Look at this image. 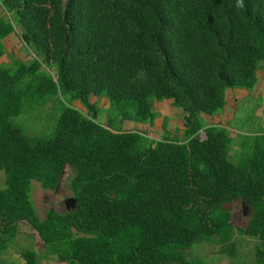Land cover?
Listing matches in <instances>:
<instances>
[{"label":"trees","instance_id":"16d2710c","mask_svg":"<svg viewBox=\"0 0 264 264\" xmlns=\"http://www.w3.org/2000/svg\"><path fill=\"white\" fill-rule=\"evenodd\" d=\"M0 1L17 14L0 13V57L11 34L32 56L0 64V264L54 254L71 264H212L187 251L207 241L238 254V232L220 214L239 197L251 209L249 264H264L262 98L236 136L204 118L226 109L229 89L251 92L259 82L264 0ZM94 95L109 99L115 119L150 125L161 116L154 100L172 99L185 112L183 138L167 134L168 115L158 139L104 124ZM68 166L77 207L41 216L33 180L57 188ZM23 220L44 246L17 260Z\"/></svg>","mask_w":264,"mask_h":264},{"label":"rangeland","instance_id":"374dc122","mask_svg":"<svg viewBox=\"0 0 264 264\" xmlns=\"http://www.w3.org/2000/svg\"><path fill=\"white\" fill-rule=\"evenodd\" d=\"M1 1H0V13L3 14L11 21H16L17 14L15 12H8L1 9ZM4 43L6 45V53L0 57V64L2 65H13V55L23 61H30L32 56L29 50L24 46L20 36L18 34H11L4 39ZM228 105L226 109L215 116L204 114V118L206 122L209 124L212 123H219L225 126L232 127V135L236 136V133L239 131L238 126L243 124V122L253 114V108L256 105L257 98H262V102L264 103V67L259 70V82L257 83L255 89L251 92L248 90L235 88L228 90ZM92 100H97L98 105L106 111L99 117L100 121L104 124L108 122L112 123L116 128L120 130H141L146 131L147 135L151 139H158L160 135L164 132L162 128L163 116L168 115L170 117L169 123V130L167 132L168 135L173 136L175 135L176 138L182 139L183 134L181 129L184 126V115L185 112L183 108L180 106L175 105L173 102L170 103L166 100L158 101L154 100V109L159 114V118L153 125L150 124H135L134 121L128 120H118L115 119V116L111 111L108 114V108L110 107V101L106 97H102L98 99L97 96H93ZM50 105L47 108V112L50 110ZM74 105L81 109L85 108L79 101H75ZM264 107H261L256 112L257 119L261 114ZM54 115L59 114L60 107L56 106L53 108ZM164 114V115H163ZM163 115V116H162ZM30 117L33 121H36L37 114L34 111H31ZM43 118V117H42ZM44 121H48L47 117L43 118ZM50 122L53 120L52 117L49 118ZM134 122V123H132ZM55 120L53 122V125ZM31 126H28L30 128ZM53 127V126H52ZM249 126L247 125L246 128ZM37 128V127H33ZM32 129V128H30ZM246 130V129H245ZM51 132V131H49ZM46 129L41 130L38 135H45L49 133ZM205 133H202V137H205ZM238 149V146H235L234 151ZM238 151V150H237ZM240 159L238 156L237 160ZM72 174L71 168L68 166L62 176V179L57 188L54 189H45L42 185L33 180L32 187H33V198L36 207L39 210L41 216H45L49 208L54 207L57 211L64 212L66 210L75 209L77 207V202L73 197L72 191L68 187V181L70 175ZM6 175L3 170H0V187H6ZM247 205L240 197L238 199H233L226 203H223V207L221 209L220 219L228 222L229 224L233 225V227L237 230V243L234 246L236 251L238 252V256H231L226 251L224 252L223 246L217 242H202L196 244L192 248H190L188 252V257H195L197 255L204 258L209 263L212 264H231V263H238V264H249L252 262V258L254 256V243L255 240L248 238L245 234L246 225L248 224L250 218L251 209L247 207V213L244 214V207ZM19 231H25L24 234L21 236H17L15 245L12 248V256L14 259H20L19 255L21 249L27 248L32 241L35 243L38 242L37 246H42L40 241V236L38 235L37 231L31 226L30 223L23 220L20 223ZM242 232L243 235L241 236L240 233ZM33 237L30 239L28 237ZM40 241V242H39ZM31 247L35 248L33 245ZM43 247V246H42ZM38 250V249H37ZM39 252H41L39 250ZM40 257V264H62V262L55 261L53 259H42L45 258L43 256ZM23 263V259L22 262ZM63 264H71V263H63Z\"/></svg>","mask_w":264,"mask_h":264},{"label":"crops","instance_id":"0c3cea01","mask_svg":"<svg viewBox=\"0 0 264 264\" xmlns=\"http://www.w3.org/2000/svg\"><path fill=\"white\" fill-rule=\"evenodd\" d=\"M164 100H166V101H168V102H170V103H172L173 101H172V99H164ZM164 115V114H163ZM162 115V116H163ZM128 121H131V120H128ZM135 122V124H145V123H140V122H136V121H134ZM134 122H132V123H134ZM183 128H184V126H183ZM182 128V129H183ZM181 129V132H182V134H183V130ZM135 130V129H134ZM24 232L25 231H19V233H18V238H19V236H20V234H21V236L24 234ZM28 238H30V239H33V237L31 236V237H28ZM40 242V241H39ZM30 245H33L35 248H33V247H31ZM38 245V242L37 243H35L34 244V242L32 241V243L31 244H29L28 246H27V248H23V249H21V250H24V249H32V250H35L36 251V254H38V251L42 248V246H37ZM38 249V250H37ZM56 261V260H55ZM63 263H65V262H62V264ZM74 264H77V263H74Z\"/></svg>","mask_w":264,"mask_h":264},{"label":"water","instance_id":"95a60500","mask_svg":"<svg viewBox=\"0 0 264 264\" xmlns=\"http://www.w3.org/2000/svg\"><path fill=\"white\" fill-rule=\"evenodd\" d=\"M247 207H248V205H245V209H247ZM248 225V224H247ZM247 225H246V228H247ZM39 234V233H38ZM40 241H41V243H42V246H44V241H43V239H40ZM54 259L56 260V261H58V262H62V260H60V258H59V255L58 254H54Z\"/></svg>","mask_w":264,"mask_h":264},{"label":"flooded vegetation","instance_id":"af4514ba","mask_svg":"<svg viewBox=\"0 0 264 264\" xmlns=\"http://www.w3.org/2000/svg\"><path fill=\"white\" fill-rule=\"evenodd\" d=\"M243 211H244V214H245V215L248 214V213H247V209L244 208Z\"/></svg>","mask_w":264,"mask_h":264},{"label":"clouds","instance_id":"9594fccd","mask_svg":"<svg viewBox=\"0 0 264 264\" xmlns=\"http://www.w3.org/2000/svg\"><path fill=\"white\" fill-rule=\"evenodd\" d=\"M38 233V232H37ZM39 235V234H38ZM42 239V238H41Z\"/></svg>","mask_w":264,"mask_h":264}]
</instances>
